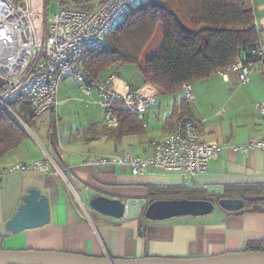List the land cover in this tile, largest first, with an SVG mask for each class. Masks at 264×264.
Masks as SVG:
<instances>
[{"label": "crops", "instance_id": "crops-1", "mask_svg": "<svg viewBox=\"0 0 264 264\" xmlns=\"http://www.w3.org/2000/svg\"><path fill=\"white\" fill-rule=\"evenodd\" d=\"M92 1L94 0L90 2ZM95 1L98 8L106 0ZM87 8L93 10L88 6ZM253 9L256 26L264 44V0H255ZM228 77L224 79L227 80ZM114 81L117 85L127 82L133 87L141 86L145 82L139 67L135 65L119 67ZM1 88L0 81V91ZM161 95L164 94L160 93L159 96ZM263 100L264 97L260 101ZM187 103L190 115L203 123L202 119L195 115L190 103ZM174 105L156 139L164 137L174 127L168 128L166 124L167 118L174 112ZM151 113L150 111L149 119ZM154 114L157 115L156 111H153L152 115ZM52 115L54 116L53 113ZM25 129L29 133V138L0 158V171L22 163L49 158L58 165L66 164L77 181L75 185L78 187L82 205L76 201V196L64 179L54 170L48 174L24 172L0 177V249L60 251L119 259H190L247 252L250 242L264 241V210H245L238 213L220 209L203 217L187 216L149 221L145 218V213L135 218L116 219L96 212L89 205L90 200L96 196L119 200L123 198L150 200V186H185L202 189L208 195H221L226 185L264 184V150L253 149L243 154L232 149L251 141L264 140L256 138L258 132L249 133L252 135H249L248 139L219 142L210 138L204 127L205 139L221 144L222 154L210 164L207 173L197 176L188 183L176 174L134 175L129 168L117 165L87 164L89 156H106L122 151L120 147L123 140L117 143L104 137L109 144L116 147L112 152L98 153L84 147L97 143L101 138L94 131L91 133L92 136L89 134L85 139L71 137L68 142L61 144L59 129L53 135L49 127L43 134V141L35 137L30 128ZM81 135L83 136V133ZM104 138L102 139L105 140ZM77 139L82 144V140L86 141L84 146L73 147L72 145L79 144L75 142ZM147 146L146 143L139 145L140 153L130 148L129 151L141 155L149 151ZM122 148L128 147L123 145ZM60 155H63V160ZM32 188L39 189L49 200L51 216L49 224L17 233L8 231L6 223L18 212L24 196ZM80 194H83L85 200Z\"/></svg>", "mask_w": 264, "mask_h": 264}, {"label": "built area", "instance_id": "built-area-1", "mask_svg": "<svg viewBox=\"0 0 264 264\" xmlns=\"http://www.w3.org/2000/svg\"><path fill=\"white\" fill-rule=\"evenodd\" d=\"M149 0H106L93 10L60 8L39 24L31 9L30 0H0V107L15 116L8 103L24 96L35 115L41 116L59 104V86L64 79L81 82L86 96H98L103 113V125L116 128L119 118L117 107L127 110L148 127L146 115L156 104L160 94L152 84L144 82L133 87L129 83L116 84L114 77L96 81L83 69L84 52L100 51L105 47V36L129 11ZM255 0H249L254 4ZM42 21V22H43ZM42 37V40H41ZM252 53L256 62L238 60L232 66L219 70L227 78L236 73L243 83L251 81L253 68L264 67V44L261 37ZM184 98L193 102L191 85L183 86ZM255 110L264 118V100L255 104ZM149 151L136 155L130 151L106 156H89L87 164L117 165L129 168L134 175L176 174L191 183L197 176L209 171L210 164L220 158L223 146L207 141L203 123L193 115L183 116L162 138L148 143ZM237 153L264 150V140L234 146ZM63 160V155H60ZM59 174L73 190L76 201L82 205L77 182L70 168L58 166L52 159L38 160L11 166L0 172V177L12 173L36 172ZM124 219L138 217L150 201L146 198H123ZM148 207V206H147ZM84 208V207H83Z\"/></svg>", "mask_w": 264, "mask_h": 264}, {"label": "trees", "instance_id": "trees-1", "mask_svg": "<svg viewBox=\"0 0 264 264\" xmlns=\"http://www.w3.org/2000/svg\"><path fill=\"white\" fill-rule=\"evenodd\" d=\"M85 1L91 0H61L60 4L64 8L71 3L84 10L88 9L83 5ZM160 25L163 43L140 65L142 55ZM259 39L260 31L249 0H149L131 9L107 33L102 50H85L82 65L96 81L114 77L121 66L135 65L145 82L154 85L161 94L174 95L183 86L216 75L238 60L256 62L252 50ZM8 106L15 116L0 107V158L29 138L25 127L30 128L39 118L24 96H19ZM51 111L55 113V109ZM190 113L185 99L175 103L174 112L166 120L168 128ZM116 114L119 118L116 128L104 126L102 132L93 131L117 143L145 133L146 128L127 110L118 106ZM58 122L59 118L51 122L53 135ZM221 198H239L245 202L246 211H263L264 184L226 185L221 195H208L202 189L185 186H150L149 201L189 199L217 203ZM247 250L264 252V241L250 242Z\"/></svg>", "mask_w": 264, "mask_h": 264}, {"label": "rangeland", "instance_id": "rangeland-1", "mask_svg": "<svg viewBox=\"0 0 264 264\" xmlns=\"http://www.w3.org/2000/svg\"><path fill=\"white\" fill-rule=\"evenodd\" d=\"M60 1L30 0L31 9L39 24L44 23L43 20H45L46 15L50 17L61 8ZM83 5L93 9L97 7L95 0L92 2L85 1ZM67 7L75 8L71 3ZM162 43L163 28L160 25L153 40L144 51L140 65H143L148 57L155 54ZM0 81L3 82L2 79ZM191 87L195 98L190 103L191 108L195 115L202 119L207 135L210 138L219 142H233V139H248L249 135H252L249 133L253 132H258L256 138H264V118L260 117L255 110V104L264 97L263 66L253 68L251 81L247 84L240 81L238 74L232 73L227 80L216 74L194 81ZM183 98V90L178 91L174 95L164 94L159 96L155 106L150 109L152 113L156 111L157 115H152L151 113L150 119L148 118L150 111L146 115L148 128L145 133L124 138L121 147L119 146L122 149L120 152L129 151L130 148L132 151L140 153L139 145L142 143L148 144L151 140L158 138L166 116L171 113L172 105H174L175 101L180 102ZM97 101L98 96L96 94L86 96L83 93L81 82L73 79H64L59 86V104L55 108L58 111L54 113V116L52 111L41 115L30 129L35 137L43 141V134L47 132L51 122L59 118L60 125L58 122L56 131L58 129L60 131L59 142L61 144L68 142L71 137L74 139L77 137L85 139L89 134L92 136L93 130L102 132L104 127L103 113ZM84 127H87V129H84ZM81 133H83V136ZM100 137L97 143L92 145L87 144L84 146L83 144L86 141L82 140V144L77 139L75 142L79 144L72 146H84L98 153L114 151L113 149H115L116 145L109 144L104 138L107 136L100 135ZM123 145L128 148H122ZM71 191L74 194L72 189ZM80 195L85 200L83 194ZM147 206L144 208L143 215ZM220 209L216 205L215 210L218 211ZM244 210H246L245 207L241 211L243 212Z\"/></svg>", "mask_w": 264, "mask_h": 264}, {"label": "water", "instance_id": "water-1", "mask_svg": "<svg viewBox=\"0 0 264 264\" xmlns=\"http://www.w3.org/2000/svg\"><path fill=\"white\" fill-rule=\"evenodd\" d=\"M89 205L105 216L116 219H122L124 216L123 205L119 199L96 196L90 200ZM216 205L227 212H238L245 207V202L239 198H221L217 203L205 200L163 199L148 205L145 218L149 221H164L187 216L203 217L212 214ZM50 219L48 198L39 189L32 188L24 196L18 212L6 223V229L17 233L40 228L49 224ZM0 264H264V252H235L190 259H119L60 251L0 249Z\"/></svg>", "mask_w": 264, "mask_h": 264}]
</instances>
